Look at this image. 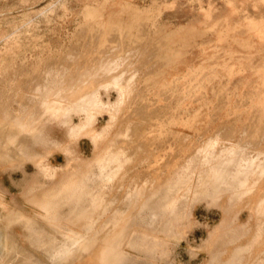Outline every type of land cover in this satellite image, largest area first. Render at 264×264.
Listing matches in <instances>:
<instances>
[{
	"label": "rangeland",
	"instance_id": "obj_1",
	"mask_svg": "<svg viewBox=\"0 0 264 264\" xmlns=\"http://www.w3.org/2000/svg\"><path fill=\"white\" fill-rule=\"evenodd\" d=\"M119 92L115 113L90 100ZM74 107L94 114L95 138L68 134L85 117ZM205 150L244 159L236 192L197 200L173 229L124 227L112 248L117 225L158 210ZM3 253L0 264H264V0H0Z\"/></svg>",
	"mask_w": 264,
	"mask_h": 264
},
{
	"label": "bare ground",
	"instance_id": "obj_2",
	"mask_svg": "<svg viewBox=\"0 0 264 264\" xmlns=\"http://www.w3.org/2000/svg\"><path fill=\"white\" fill-rule=\"evenodd\" d=\"M117 97L118 98L116 100V103L115 102L109 103L110 101L107 103H104L102 100H100L98 97H95V96H93V98H90V100L95 104L97 103L98 106L101 103L104 106L103 109H105L108 113H113V112L115 113V111L118 110L117 106L119 104H121V102H122V94L119 92ZM60 103H61V101H60ZM53 104H54V101H53ZM76 107H74V108H76ZM83 107L76 108V111L77 112H83V115L85 117L82 119V121H80V123L75 124L74 126H70L68 134L74 138H79L81 136L82 137H88L89 136V137L95 138L97 136L96 133H94L93 130L89 129V126H91V124L94 122V118H95L94 114L89 113V109L83 108ZM57 109H59V108H57ZM98 137H99V135H98ZM95 148H97V147H95ZM242 161H244V159L242 157H240L239 155H237V153H235L231 150H226L225 152L223 151L219 156H215L213 152L205 150L202 158H200V160L198 161L197 166L192 167L190 170L188 168V170L182 172L181 175L179 174V176L176 178V180H174L172 183L170 182L171 185L166 189L165 195L162 197V202H164V203L163 204H161L162 202L160 203L158 210L151 211L148 217H142L141 216L139 220L138 219H136V220L130 219V220L124 221L123 223H120L117 225L119 228V235H118V237H116V239H114V241L111 242L112 248L119 249L121 241L125 236L124 230L122 229L124 227L127 228L129 226L130 227L133 226L132 231H130V232L134 231L135 233L134 232L133 233L136 234L138 231V228H139L138 226L139 225L141 226V223L147 221V223H149L150 225H154V227H155L156 226V224H155L156 220L161 219V224H159V225L162 226L165 230H169L170 228L173 227L172 226L173 223H172L171 219L172 218L174 219V216L175 217H181L184 215H189V213H191L190 211H191L192 206L195 204V202L197 200L203 199V198L205 199L209 196L214 197L218 193L226 192V191L231 193V194L235 193L237 186L239 185L238 182L241 179V175H242L240 172L241 170L239 169L237 164L239 162L241 163ZM212 163H213V165H212ZM115 164H116V158H114V156H107L106 157V159L102 163V168H104V170L101 171L102 172L101 173L102 178H104V179L109 178L110 179L112 177V175L114 174V170H115ZM37 167L39 168V172H38L39 174L41 173L44 175H48L49 177H53V170L49 171L45 166L43 167L42 163L39 162L37 164ZM242 179H243V177H242ZM181 188H185V190H184L185 192H183V194L181 195L183 199H181L180 200L181 203H179L178 199L177 200L175 199V196L179 193ZM79 190H81V188ZM81 194H82V192H81ZM189 194H192L190 196L191 197L190 199L187 198V195H189ZM88 197L91 198L92 195H90ZM152 200L154 201L156 199H152ZM88 202H90V201H88ZM90 204H92V203H90ZM79 207H80V205H79ZM71 208H72V205H71ZM76 209H78V206H77V208H74L73 210L78 211ZM47 210H49V209H47ZM127 210L128 209L125 208L123 212H125ZM142 226L145 227L144 225H142ZM154 227L151 229H154ZM148 228H150V227H148ZM156 228H158V227H156ZM156 228H155V231H156ZM140 232H143V231H140ZM140 232H138V233H140ZM144 233H147V232H144ZM157 233H159V231H157ZM76 235L77 236L73 237L74 240L76 237H79V238H77L79 240L84 238L83 235H80L77 233H76ZM134 236L136 237V235H134ZM139 236H140V234H139ZM157 236H155V240L158 239V238H156ZM147 237L151 238V235L147 236ZM149 238L147 239L146 237H144V239H147L144 241L148 242ZM153 238L154 237H152L149 241L151 242V240ZM154 242L160 243V240L158 239L157 241H154ZM163 242H165V240ZM146 245L143 244L144 247ZM150 245H153V242ZM13 250H16V249L12 248V252L14 253L15 257H18L17 250L16 251H13ZM3 254L0 255V261L1 260L3 261L4 257L6 256L5 254L4 255Z\"/></svg>",
	"mask_w": 264,
	"mask_h": 264
}]
</instances>
